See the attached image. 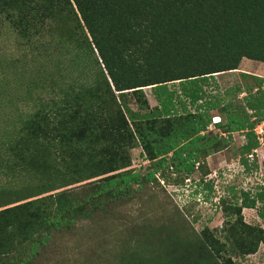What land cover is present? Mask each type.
I'll return each mask as SVG.
<instances>
[{
	"label": "trees",
	"instance_id": "obj_1",
	"mask_svg": "<svg viewBox=\"0 0 264 264\" xmlns=\"http://www.w3.org/2000/svg\"><path fill=\"white\" fill-rule=\"evenodd\" d=\"M1 16L24 38L44 31L57 38L61 50L73 52L72 64L93 75L64 84L25 122V137L8 145L7 154L41 182L29 194L0 198L3 261L24 245L33 255L42 237L71 227L90 206L132 198L159 172L190 175L200 158L226 145L209 127L222 126L212 118L228 105L206 96L205 86L215 73L237 69L243 57L264 62V0H0ZM250 78L237 85L243 113L229 110L225 129L245 133L239 152L246 166L260 144L255 126L264 121V77ZM176 81L179 89H170ZM147 86L156 105L146 97ZM49 145L60 151L56 166L41 157ZM137 146L149 161L142 174L128 168ZM81 182L79 189L88 185L84 196L69 187ZM247 196L231 207L225 232L205 228L194 246L175 243L164 264H232V257L255 253L264 245V229L246 223L241 211L261 201L264 218V191Z\"/></svg>",
	"mask_w": 264,
	"mask_h": 264
},
{
	"label": "rangeland",
	"instance_id": "obj_2",
	"mask_svg": "<svg viewBox=\"0 0 264 264\" xmlns=\"http://www.w3.org/2000/svg\"><path fill=\"white\" fill-rule=\"evenodd\" d=\"M56 40L46 31L24 38L0 17V198L8 194H29L41 182L32 169L26 171L21 160L7 154L9 143L15 144L25 137V122L50 97L56 96L64 84L93 79L92 73L81 65L72 64L73 52L61 50ZM251 75L264 77V62L243 57L237 69L215 73L214 79L205 86L206 96L224 99L223 104L228 105L220 115L213 112L222 126L209 127L225 138L226 145L205 159L200 158V164L196 163L190 175H172L166 170L165 178L159 172L155 180L134 192L132 198L90 206L89 215L77 219L71 227L42 237L43 243L33 255H28L29 248L24 245L7 258H23L24 264H134L139 261L164 264L171 254L169 249L176 244L180 249L183 244L194 246L203 229L208 228L214 235L225 232L227 221L234 218L231 207L240 206L245 193L252 199L264 191L263 140L258 138L259 146L253 155L246 156V166L239 152L247 140L245 133L225 130L229 110L231 114L243 113L240 98L244 93L237 92V85L251 82ZM168 86L179 89L177 81ZM144 92L150 105H156L151 88L144 87ZM130 106L136 107L134 103ZM261 127L255 126L256 135ZM59 155V149L53 145L41 150V157L50 158L54 166L58 165ZM130 159L128 168L141 174L147 171L149 161L140 146L130 150ZM205 170L210 173L203 178ZM201 178L204 182H199ZM80 184L83 182L69 187H77L74 190L78 189L79 195L84 196L88 185L79 189ZM262 205L256 201L255 207L242 208L243 220L264 229V218L259 216ZM7 258L3 261L0 257V264ZM232 261V264H264V245L260 243L255 253L242 260L232 257Z\"/></svg>",
	"mask_w": 264,
	"mask_h": 264
},
{
	"label": "built area",
	"instance_id": "obj_3",
	"mask_svg": "<svg viewBox=\"0 0 264 264\" xmlns=\"http://www.w3.org/2000/svg\"><path fill=\"white\" fill-rule=\"evenodd\" d=\"M212 119H213L212 123L219 122V117L214 116ZM262 123H264V121ZM259 126H262V127L260 128V133H257L258 134L257 138H259L262 141V135H263L264 126H263V124L262 125L259 124Z\"/></svg>",
	"mask_w": 264,
	"mask_h": 264
}]
</instances>
